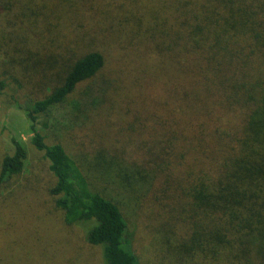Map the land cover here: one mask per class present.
Masks as SVG:
<instances>
[{
	"label": "trees",
	"instance_id": "obj_1",
	"mask_svg": "<svg viewBox=\"0 0 264 264\" xmlns=\"http://www.w3.org/2000/svg\"><path fill=\"white\" fill-rule=\"evenodd\" d=\"M34 8L32 25H43L34 31L50 32V45L55 27L65 40L61 53L45 50L56 54L53 63L63 60L60 77L24 106L30 142L48 161L55 178L49 192L64 221L86 229L103 264H140L114 188L97 189L85 165L130 201L151 195L159 204L158 264H264V0H39ZM98 36L102 49L116 48L119 67L108 76L101 74L102 49L80 45ZM4 86L0 78V94ZM77 88L79 97L68 100ZM121 95L137 104L123 129L143 144L142 159L123 155L124 148H99L82 168L34 126L61 104L88 121L98 108L91 125L101 124ZM11 141L0 184L23 169L27 156L22 140Z\"/></svg>",
	"mask_w": 264,
	"mask_h": 264
},
{
	"label": "rangeland",
	"instance_id": "obj_2",
	"mask_svg": "<svg viewBox=\"0 0 264 264\" xmlns=\"http://www.w3.org/2000/svg\"><path fill=\"white\" fill-rule=\"evenodd\" d=\"M38 1L0 0V78L5 80V94H0V161L5 153L12 151V137L22 140L27 149L23 169L0 184V264H103L101 248L87 242L86 229L82 225L67 224L62 211L55 206V196L49 192L55 178L48 169L43 152L30 142L33 132L24 106L34 98H40L56 82L58 75L60 77L63 60L57 59L53 63L56 54H46V51L61 53L60 44L65 42L59 33L54 35L57 32L54 17L43 28L47 32L54 27L51 31L54 40L49 42L50 45L46 43L51 40L48 37L50 32L40 34L34 31H40L43 27L41 23L32 25L31 10H35ZM104 25L99 24V28ZM100 37L91 38L88 43L86 39L80 45L84 50L94 47L102 49L104 40L99 42ZM38 38L40 45L35 42ZM106 45L102 49L106 58L101 73L103 76H108L110 69L119 67L115 60L116 48L108 43ZM73 52L75 49L70 53ZM128 60L124 64L128 65ZM13 78L18 81L20 78L21 85L18 86ZM79 89L74 90L68 100L78 98ZM123 91L124 88L120 86V92ZM135 106L137 104L127 103L121 95L109 111L100 108L105 113V120L101 124L91 125L98 118L94 115L98 108L92 111L88 121L83 115H69L64 110V104H61L45 115H39L34 126L44 135L47 143H61L80 165L84 157L91 158L92 154L89 153L99 148L107 152L124 148L123 155L142 159L146 156L143 144L135 141L134 137L130 139L128 131L123 129L126 124L124 120L134 112ZM87 168L84 165L88 179L97 189L109 192L110 185L114 188L112 193L128 219L127 236L140 264H158L153 238L156 237V225L162 219L159 204L151 195L130 201L118 186L109 184L111 182ZM135 195L130 192L132 198ZM161 263L166 264L163 259Z\"/></svg>",
	"mask_w": 264,
	"mask_h": 264
}]
</instances>
